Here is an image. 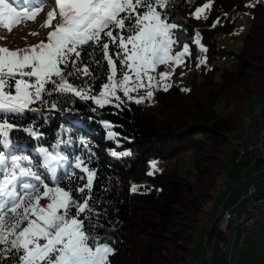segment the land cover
I'll return each mask as SVG.
<instances>
[{
  "label": "trees",
  "instance_id": "1",
  "mask_svg": "<svg viewBox=\"0 0 264 264\" xmlns=\"http://www.w3.org/2000/svg\"><path fill=\"white\" fill-rule=\"evenodd\" d=\"M206 1L172 0L165 11L179 26L176 46L194 47L198 33L208 63L219 55L230 59L218 77L217 65L201 66L200 79L192 77L187 93L172 85L157 90L152 103L126 101L120 94L119 107V102L98 107L91 100L55 93L49 99L57 108L33 105L40 110L15 118L20 127L10 133L8 147L0 149L40 165V148L51 150L58 141L71 140L61 143L59 151L69 163L81 157L95 172L91 191L75 195L90 196L91 223L115 250L110 264L189 263L200 218L225 167L223 148L250 114L249 105L264 94V0H212L203 18L193 17L191 13ZM241 12L250 15V22L241 48L234 52L219 45L216 35L231 32L234 16ZM114 52L110 45L109 54L114 57ZM102 57L99 48L93 56L99 65L85 56L95 79L84 77L75 83L87 80L98 92L108 72ZM30 125L39 138L21 130ZM109 132L114 134L111 138ZM125 152L130 154L119 155ZM45 182L51 183L50 176ZM85 183L86 179H74L72 186ZM228 239L215 226L208 245H227Z\"/></svg>",
  "mask_w": 264,
  "mask_h": 264
},
{
  "label": "snow or ice",
  "instance_id": "2",
  "mask_svg": "<svg viewBox=\"0 0 264 264\" xmlns=\"http://www.w3.org/2000/svg\"><path fill=\"white\" fill-rule=\"evenodd\" d=\"M171 2L0 0V40L27 20L34 22L45 5L53 4L41 25L49 29L44 40L14 49L0 45V149L8 147L10 133L20 127L13 122L15 118L40 110L33 105L57 108L49 99L55 93L91 100L98 107L114 102H119V107L123 100L118 93L131 100L130 93L143 88L148 89L146 97L135 102L151 98V89L174 74L173 69L153 75L156 69L161 65L179 66L189 54L187 43L182 51H174L179 44V26L169 21L165 11ZM209 7L205 4L197 8L195 17L199 19ZM195 43H200L198 33ZM110 45L115 58L109 54ZM97 48L103 53L108 72L95 92L87 80L83 84L75 81L95 79L84 57L99 65L93 59ZM201 50L207 51L203 46ZM164 87L167 90L171 85L165 83ZM21 130L39 138L34 126ZM113 135L109 132L110 138ZM61 143L71 140L58 141L51 150L39 149L43 158L40 165L0 150V264H110L109 257L115 250L91 223L90 196L75 195L91 191L95 172L79 156L69 163L59 151ZM37 167L46 171H35ZM151 167L155 170L156 163ZM75 169L84 175L77 176ZM49 176L51 183L45 182ZM74 179H86V183L73 187ZM64 180L68 183L63 184ZM132 191H136L135 186Z\"/></svg>",
  "mask_w": 264,
  "mask_h": 264
},
{
  "label": "rangeland",
  "instance_id": "3",
  "mask_svg": "<svg viewBox=\"0 0 264 264\" xmlns=\"http://www.w3.org/2000/svg\"><path fill=\"white\" fill-rule=\"evenodd\" d=\"M212 0H207L202 5L198 6L197 8L203 7L205 4H209L211 6ZM53 8V4H48V9L42 10L37 16L35 21L27 20L25 23L20 24L12 34L7 35L5 39L0 40V45H7L9 48H17V47H25V45H33L38 43L41 40H44L47 36V32L49 29L41 27L46 21V16L49 11H51ZM196 8V9H197ZM196 9L191 13L193 17H195ZM206 11V9H205ZM205 11L203 14H201L200 18H203L205 16ZM235 23L234 28L231 32L228 33H218L216 35L217 43L221 46L226 47L227 49H230L234 52H237L242 45V39L244 35L248 32L249 22H250V15L248 13H238L234 16ZM58 22V19L53 21V23ZM36 32L38 35H29V33ZM196 41V38H195ZM185 43H182L179 46L174 47V51H182L183 45ZM188 44V43H187ZM189 45V54L186 56L183 63H181L179 66H175L172 64L169 65H161L156 69V72L153 73L155 75L156 73H163V72H173L174 74L170 76V78L167 81H161L159 87H153L151 90L153 92V95L151 98H145L143 101H147L152 103L154 93L159 89H165L164 85L165 83L172 85H175L182 93H187L190 90L191 85V79L192 77H196V79H200L201 74L199 72V69L201 66L209 67L212 64H215L219 67V70L217 71L216 76L218 77L219 73L228 68L230 64V59H228L225 56L219 55L216 56L215 59L208 63L206 61L204 51L201 50V43L197 44L195 43V46L192 47ZM204 48V47H203ZM205 61L204 63H201V61ZM119 75V74H118ZM147 83V81H145ZM148 89L143 88L139 91H135L130 93V95L133 97V99L129 100L127 97L123 96V93L121 94L126 101H135L137 98L140 97H146ZM264 95V94H263ZM264 96H261L262 98ZM247 114V113H246ZM222 158L225 162V167L223 169V172L225 169L230 170V176L231 179L235 180V170L233 165V158L234 161H237V154L235 152V149L232 148L231 143H227L222 152ZM231 166V167H230ZM236 168V165H235ZM228 170V171H229ZM254 169H251L248 173L250 174L253 172ZM222 172V173H223ZM230 179V178H229ZM223 180V178H221ZM250 184H253L257 189L264 188V174L260 176L259 178H256L255 180L251 181ZM242 191H238L236 195L233 197L229 204V208L235 207V211H239L241 209V204H238L240 201V195ZM216 194V192H215ZM41 203L46 204L47 201H41ZM258 226V227H257ZM257 227V228H256ZM244 240L242 243L241 248H238L236 245L232 248V256L235 257V264H264V220L262 222H259L256 224V226H253L247 230H244ZM240 231L235 233V241L238 240L240 236ZM227 237L228 240H232L233 238V232H228ZM219 249V248H218ZM215 247H210V253H213L214 257L211 261V264H227V258L224 252V249H219L215 251ZM204 264H206V259Z\"/></svg>",
  "mask_w": 264,
  "mask_h": 264
},
{
  "label": "built area",
  "instance_id": "4",
  "mask_svg": "<svg viewBox=\"0 0 264 264\" xmlns=\"http://www.w3.org/2000/svg\"><path fill=\"white\" fill-rule=\"evenodd\" d=\"M264 114V110L259 108L255 115ZM235 152L237 161H235V179L236 186L241 187L240 195L241 209L239 211H230L229 204L224 203L219 209L217 218V228L222 233L233 232V238L227 245L222 243L218 247L224 249L227 264H235V257L232 256L233 246H239L244 238L241 232L237 241H235V233L240 228H251L257 223L264 220V188L257 189L251 183L248 175L251 169H260L264 174V124H259L256 137H252V146H244V141H235ZM216 218H214V221ZM202 244L208 246V238H202Z\"/></svg>",
  "mask_w": 264,
  "mask_h": 264
},
{
  "label": "crops",
  "instance_id": "5",
  "mask_svg": "<svg viewBox=\"0 0 264 264\" xmlns=\"http://www.w3.org/2000/svg\"><path fill=\"white\" fill-rule=\"evenodd\" d=\"M261 96H264V95H261ZM261 96L257 97L249 105V109L246 113H249L251 111L254 104H261V108L264 110V97L260 98ZM233 165H234V170H235L234 158H233ZM229 169L228 168L225 169L222 175L220 176L219 185L215 191L216 194H214L212 200L207 204L205 212L202 214L200 218V222L195 232L193 250L191 251V257H190L188 264H204L205 259H206V264H211V261L214 255L213 253H210V247L214 246L216 249L215 251L220 249L219 247H216V245H213L211 243L208 246H204L201 240L205 236L208 238V240L211 238L212 232L215 226L217 225V218H218L220 207L222 206L223 203H224V206H226L227 204H230L233 197L236 195V193L241 188V187L236 186L234 179L233 180L231 179ZM262 175L263 173L260 169H254L253 172L250 174L249 180L253 181ZM221 178H223V180H221ZM214 218H216V221L212 223V221H214ZM247 229L249 228H240L237 230V232L240 231V232L245 233L244 230H247ZM243 240L239 246L236 245L238 248H241Z\"/></svg>",
  "mask_w": 264,
  "mask_h": 264
},
{
  "label": "bare ground",
  "instance_id": "6",
  "mask_svg": "<svg viewBox=\"0 0 264 264\" xmlns=\"http://www.w3.org/2000/svg\"><path fill=\"white\" fill-rule=\"evenodd\" d=\"M259 108H261V105H255L250 114L243 118L240 130L231 139L233 149H235V141L243 140L244 146H252V137H256L259 124H264V114H260V116L255 115ZM230 211H235V208L232 207Z\"/></svg>",
  "mask_w": 264,
  "mask_h": 264
}]
</instances>
